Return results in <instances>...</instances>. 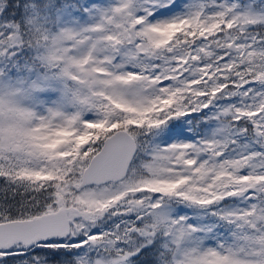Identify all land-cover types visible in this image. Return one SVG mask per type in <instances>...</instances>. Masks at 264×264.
<instances>
[{
  "label": "snow or ice",
  "instance_id": "6c2138e0",
  "mask_svg": "<svg viewBox=\"0 0 264 264\" xmlns=\"http://www.w3.org/2000/svg\"><path fill=\"white\" fill-rule=\"evenodd\" d=\"M0 264H264V0H0Z\"/></svg>",
  "mask_w": 264,
  "mask_h": 264
}]
</instances>
